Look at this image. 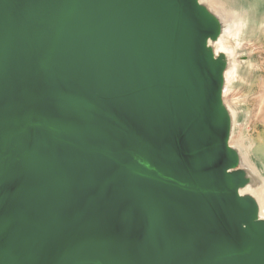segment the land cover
Returning a JSON list of instances; mask_svg holds the SVG:
<instances>
[{
	"label": "water",
	"instance_id": "water-1",
	"mask_svg": "<svg viewBox=\"0 0 264 264\" xmlns=\"http://www.w3.org/2000/svg\"><path fill=\"white\" fill-rule=\"evenodd\" d=\"M261 27L264 0H0V264H264L234 86Z\"/></svg>",
	"mask_w": 264,
	"mask_h": 264
},
{
	"label": "rangeland",
	"instance_id": "rangeland-1",
	"mask_svg": "<svg viewBox=\"0 0 264 264\" xmlns=\"http://www.w3.org/2000/svg\"><path fill=\"white\" fill-rule=\"evenodd\" d=\"M226 1L229 4L238 2ZM242 41L247 43L243 45L241 54L248 60L239 65L238 79L234 82V86L241 91L238 102L246 113L240 136L254 156L264 158V27L254 36L244 35Z\"/></svg>",
	"mask_w": 264,
	"mask_h": 264
},
{
	"label": "bare ground",
	"instance_id": "bare-ground-1",
	"mask_svg": "<svg viewBox=\"0 0 264 264\" xmlns=\"http://www.w3.org/2000/svg\"><path fill=\"white\" fill-rule=\"evenodd\" d=\"M248 148H250V147H248ZM257 197H258L260 203L263 204V194H262V191H259L258 192V196Z\"/></svg>",
	"mask_w": 264,
	"mask_h": 264
}]
</instances>
